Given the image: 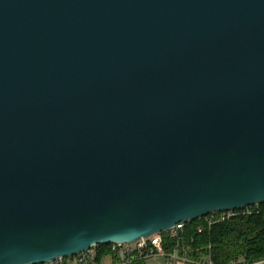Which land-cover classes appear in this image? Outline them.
I'll return each mask as SVG.
<instances>
[{
	"label": "water",
	"instance_id": "1",
	"mask_svg": "<svg viewBox=\"0 0 264 264\" xmlns=\"http://www.w3.org/2000/svg\"><path fill=\"white\" fill-rule=\"evenodd\" d=\"M264 205V0H0V264Z\"/></svg>",
	"mask_w": 264,
	"mask_h": 264
},
{
	"label": "built area",
	"instance_id": "2",
	"mask_svg": "<svg viewBox=\"0 0 264 264\" xmlns=\"http://www.w3.org/2000/svg\"><path fill=\"white\" fill-rule=\"evenodd\" d=\"M242 210L217 212L209 214L198 221L199 234L210 232L216 225L223 224L253 214V208ZM187 224H177L166 233H160L148 238H142L134 243L98 246L75 257L58 258L46 264H214L211 254H204L197 259L190 258V247L187 245L185 231ZM169 246L171 247L169 250ZM232 264H244L241 259ZM264 264V260L253 263Z\"/></svg>",
	"mask_w": 264,
	"mask_h": 264
},
{
	"label": "trees",
	"instance_id": "3",
	"mask_svg": "<svg viewBox=\"0 0 264 264\" xmlns=\"http://www.w3.org/2000/svg\"><path fill=\"white\" fill-rule=\"evenodd\" d=\"M253 211L250 216L216 225L203 234L197 232L200 221L187 224L185 236L191 250L190 258L197 259L210 253L214 264H232L239 259H244V264L263 261L264 205L253 208Z\"/></svg>",
	"mask_w": 264,
	"mask_h": 264
},
{
	"label": "rangeland",
	"instance_id": "4",
	"mask_svg": "<svg viewBox=\"0 0 264 264\" xmlns=\"http://www.w3.org/2000/svg\"><path fill=\"white\" fill-rule=\"evenodd\" d=\"M202 256V255H201ZM242 261L244 262V259H242ZM149 264H152V263H149Z\"/></svg>",
	"mask_w": 264,
	"mask_h": 264
}]
</instances>
